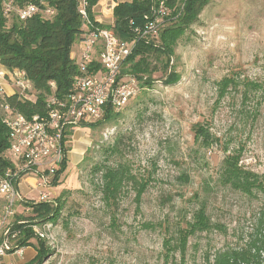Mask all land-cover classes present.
I'll return each mask as SVG.
<instances>
[{
	"label": "rangeland",
	"instance_id": "1",
	"mask_svg": "<svg viewBox=\"0 0 264 264\" xmlns=\"http://www.w3.org/2000/svg\"><path fill=\"white\" fill-rule=\"evenodd\" d=\"M101 17L104 24L110 21V14ZM70 53L76 54L73 47ZM153 62L158 69L153 83L145 86L138 81L137 93L118 110L117 118L87 127L84 133L75 134L73 129L67 134L66 158L74 139H86L88 145L82 161L67 165L59 184L47 186L48 198L63 194L60 218L55 223L30 224L51 249L44 264H174L162 256L164 227L159 224L168 221L171 228L183 224L201 203L210 218L226 229L190 237L189 263L203 264L206 254L212 258L220 248H244L250 239L264 198L222 184L219 171L223 157L238 151L242 165L264 174V0H211L177 40L168 64L178 75L173 83H163L164 59ZM0 78L9 85L4 83L8 95L21 91L14 85L18 72L0 71ZM24 95L36 98L30 86ZM0 114L9 115L3 110ZM196 124L215 137L209 147L194 141ZM112 144L115 151L109 152ZM95 163H124L137 176L149 178L139 209L134 190L126 186L113 211L115 226L100 192L101 174L92 170ZM180 174L188 180H181ZM26 176L16 182L22 200L0 228V239L19 215L30 214L24 206L30 199L23 185L19 188ZM145 222L157 226L144 228ZM35 252L33 245L20 254L7 252L0 264H25Z\"/></svg>",
	"mask_w": 264,
	"mask_h": 264
},
{
	"label": "trees",
	"instance_id": "2",
	"mask_svg": "<svg viewBox=\"0 0 264 264\" xmlns=\"http://www.w3.org/2000/svg\"><path fill=\"white\" fill-rule=\"evenodd\" d=\"M85 17L78 10L79 0H0V65L9 71L21 70L35 91V100H29L19 91L6 94L0 89V112L3 110L9 115L19 112L26 117L33 114L45 115L48 98L51 96L60 100L67 99L74 91V80L80 74L96 72L99 67L97 56L86 67L80 69L77 60L71 57V47L76 41L83 39V34L95 28H107L121 40L131 42L132 49L125 58L120 69V77L133 76L145 86L153 83V73L158 70L153 61L164 59L161 67L164 77L163 83L171 84L176 81V75L168 68L171 56L174 54L177 40L194 24L203 8L211 0H168L167 11L163 14L161 22L157 24L156 31L145 36L136 32L135 28L143 27L153 19L156 0H125L116 1L112 9L113 21L104 24L95 19L92 10L99 0H86ZM10 2L13 10L5 12L3 5ZM27 4L36 7L30 16L21 19L18 10ZM175 7V8H174ZM48 9L53 10L49 14ZM9 21V23H8ZM51 82L54 86H51ZM257 85H251L256 88ZM250 88V89H251ZM247 89V92L250 91ZM0 114V172L7 168H14V163L6 157L8 148V129ZM119 116L118 110L107 105L102 118L96 122L68 123L64 134H70L76 127L87 128L101 122L112 121ZM194 141L199 146L207 148L215 137L201 124L194 126ZM67 140L64 138V142ZM115 144L109 146V152H114ZM108 152V149L106 150ZM67 148H63V158L52 179V185L59 184L60 174L67 167ZM240 152L227 153L221 163L219 180L231 189L247 196L257 193L264 198V174L246 168L240 163ZM94 172H100L102 184L100 192L104 203L110 209L111 224L116 225L115 211L120 197L126 186L134 190L136 209L140 208L142 195L149 184V178L137 176L127 164L95 163ZM180 179L188 180L186 174H180ZM63 194L49 200L30 199L24 201V206L30 210L27 216L17 215L11 227H6L1 234L16 235L10 239L13 245L7 252L15 251L19 247H35L34 256L25 264H44V259L51 254V249L39 238L30 224L55 223L61 216L65 200ZM164 228L162 240V256L166 263L196 264L187 260V248L190 237L210 230L225 231V226L213 221L205 203L194 208L190 217L183 224L171 228L168 221L159 224ZM144 228L154 229L157 224L145 222ZM32 238L35 242H32ZM203 264H264V203L256 217L253 233L244 248H220L212 258L209 254L204 256Z\"/></svg>",
	"mask_w": 264,
	"mask_h": 264
},
{
	"label": "built area",
	"instance_id": "3",
	"mask_svg": "<svg viewBox=\"0 0 264 264\" xmlns=\"http://www.w3.org/2000/svg\"><path fill=\"white\" fill-rule=\"evenodd\" d=\"M156 2L152 11L153 19L143 27L135 28L141 36L155 32L157 24L161 22L160 17L168 10V0ZM86 5V0H79L78 10L84 17ZM3 9L5 12H11L13 7L10 2H5ZM35 11L34 5L27 4L18 10V14L24 19ZM47 11L49 14L53 13L51 9ZM98 45L100 48L97 53L98 69L94 73L84 72L77 76L74 80V91L67 99L49 97L45 115L33 114L26 117L14 112L3 118L8 129L9 141L5 155L14 163V168L0 172V228L7 223L8 217L14 215L16 202L22 200L15 187L21 175L29 174L35 177L33 188L37 197L34 199H50L47 186L52 182L55 170L63 158L64 138L67 136L64 134L66 124L96 122L102 118L107 105L120 110L137 93L138 80L135 77L119 76L122 63L131 52L132 43L121 40L110 29L95 28L83 34L82 49L77 61L80 69L86 71ZM13 71L19 74L14 85L21 90L19 92L23 96L30 83L23 71ZM50 84L54 86L53 82ZM16 233L17 231H14L11 235L8 233L2 237L0 257L6 254L7 248L11 246L10 239ZM23 250L24 247H19L15 252L20 254Z\"/></svg>",
	"mask_w": 264,
	"mask_h": 264
},
{
	"label": "crops",
	"instance_id": "4",
	"mask_svg": "<svg viewBox=\"0 0 264 264\" xmlns=\"http://www.w3.org/2000/svg\"><path fill=\"white\" fill-rule=\"evenodd\" d=\"M116 1H125V0H116ZM116 1L115 0H111V3L107 4V0H99L92 8L93 12L95 13V19L98 21V22H102L103 19H102V15H105V14H110V21L108 23H111L113 21V17H112V9L114 7V5L116 4ZM98 11L100 13H102V15L98 14ZM72 47L74 48V51L76 52L75 55H72L71 54V57L74 58V60H77L79 59V56H80V53H81V49H82V42L81 41H76L74 42V44L72 45ZM97 51L95 49V52H94V55L97 56ZM0 71L2 72H8L9 70H7L6 68H4L2 65H0ZM6 82V79L5 78H0V89L2 91H4L6 94L7 92L5 91V87H4V83ZM6 85V83H5ZM6 86H9L8 84ZM12 86V85H11ZM13 93V91L11 92ZM76 132L75 134L77 133H84L86 132L84 129L87 130V128H78L76 127ZM75 129L73 130V132L75 131ZM74 134V136H75ZM87 145H88V142L86 139H74V143H73V146L70 150H68V154H67V165H71V166H74L78 163H80L83 159V155H84V152L87 148ZM67 166V167H68ZM67 167L65 169L64 172H66L67 170ZM25 181V182H24ZM24 183V184H23ZM27 184H31L32 188H30ZM23 185L24 189H25V192L24 194L27 195V197H29V199H34L35 197L30 193V191H33L36 193V190L33 188L34 185H35V178L31 175L29 176H26L25 179H23L21 181V183L19 184V188L21 189V186ZM22 191V190H21ZM30 195H32V197H30Z\"/></svg>",
	"mask_w": 264,
	"mask_h": 264
}]
</instances>
